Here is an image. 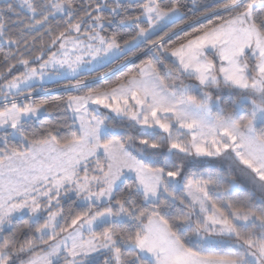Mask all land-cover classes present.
Listing matches in <instances>:
<instances>
[{
	"label": "snow or ice",
	"instance_id": "obj_1",
	"mask_svg": "<svg viewBox=\"0 0 264 264\" xmlns=\"http://www.w3.org/2000/svg\"><path fill=\"white\" fill-rule=\"evenodd\" d=\"M0 264H264V0H0Z\"/></svg>",
	"mask_w": 264,
	"mask_h": 264
},
{
	"label": "trees",
	"instance_id": "obj_2",
	"mask_svg": "<svg viewBox=\"0 0 264 264\" xmlns=\"http://www.w3.org/2000/svg\"><path fill=\"white\" fill-rule=\"evenodd\" d=\"M190 30V29H188ZM182 35V33H181ZM60 95V90L54 84H49L46 86V89L42 93V98L50 99L52 97H57Z\"/></svg>",
	"mask_w": 264,
	"mask_h": 264
}]
</instances>
